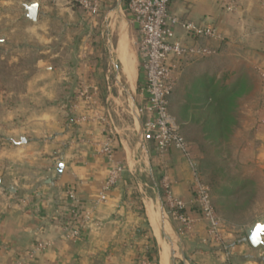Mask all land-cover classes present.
<instances>
[{
	"label": "crops",
	"instance_id": "crops-1",
	"mask_svg": "<svg viewBox=\"0 0 264 264\" xmlns=\"http://www.w3.org/2000/svg\"><path fill=\"white\" fill-rule=\"evenodd\" d=\"M30 1L38 3L35 20L25 17L24 4ZM168 9L181 21L212 25L222 36V41L215 42L218 53L185 63L176 75V83L182 75L181 82L186 78L190 84L186 89L192 93L191 105H198L197 110L203 109L207 101L218 98L210 96L211 91L220 93L215 86L222 70L211 64V57L218 60L222 55L230 61L233 67L229 68L228 76L234 85L246 77L237 76L246 69L264 71V0H170ZM125 11L126 0H102L97 18L88 24L79 7L67 0H0V45L5 47V58L9 57L10 45L31 40H70L68 48L40 49L44 54L32 66L34 75L21 83L20 96L10 102L11 113L18 114L4 118L11 119L15 127L7 130L5 163L0 172V186H8L0 206V264H137L145 237L140 233V218L131 194V173L126 174L130 171L128 155L132 160L135 156L134 147L130 148L128 138L115 136L108 109L93 102L91 97L84 101V111L77 122L66 119L61 109L62 102L69 99L80 83L90 88L107 87L110 68H113L114 82L118 85V79L124 84L131 97L134 88L142 99L139 107L144 103L137 47L132 51L127 42L130 24L134 26L137 41V26ZM176 36L185 43L204 42L202 38L186 35L181 28H176ZM123 48L133 58L132 85L124 80ZM59 73L68 74L60 76L63 82L54 80ZM262 91L260 112L256 116L248 114L251 125L245 133L249 140L236 151L234 165L226 169L228 185H245L246 193L251 194L244 202L234 203L245 209L248 219L234 223L219 212L225 222L223 239L232 246L229 259L235 264H264V246H252L244 233L250 224L264 217ZM232 117L230 113L226 116L229 121ZM143 121L141 116L142 125ZM107 127L114 135V159L124 171L118 184L106 192L105 199L96 202L109 167L99 149ZM146 137L150 142L146 155L151 200L155 201L158 190L164 203V176L172 194L184 202L183 210L191 219L190 231L179 230V223L172 222L177 231L179 253L175 264H224L220 247L210 239L207 223L195 204L194 173L189 161L175 147L158 154L153 139ZM191 160L195 166L193 156ZM153 165L159 169V181L155 179ZM67 191L74 193L77 203L67 197ZM146 199L154 226L145 200L144 213L159 247L158 263L161 264L163 248L168 263L166 237L172 238V229L160 220L150 198ZM73 203L78 209L76 221L84 211H89L76 237L67 236L62 229Z\"/></svg>",
	"mask_w": 264,
	"mask_h": 264
},
{
	"label": "rangeland",
	"instance_id": "rangeland-1",
	"mask_svg": "<svg viewBox=\"0 0 264 264\" xmlns=\"http://www.w3.org/2000/svg\"><path fill=\"white\" fill-rule=\"evenodd\" d=\"M76 6L79 7L78 5ZM79 10H81L80 14L86 18L88 24L89 20L94 21L97 18L95 16L88 15L82 9H80V7ZM129 29L131 34L128 35L127 42L129 43L132 51H135L137 47V41L134 38L136 31L133 24H130ZM75 32L78 31L76 30ZM69 33L70 30H68V34ZM49 46L52 47V49L53 47L68 48L70 46V40H56L54 42H38L36 40H31L23 44L19 43L18 45H10V54L7 58L4 56V45H0V172L2 171V163H5L4 159L6 153L4 152L7 149V130H11L15 127V124L11 121V119L5 121L4 118L7 115L15 116L18 114L17 112L11 113L12 110L10 109V105L12 103L10 102L14 100L16 96H20L22 90L21 83L34 75L31 73V69H33L32 66L35 60L40 55L44 54L39 52L40 49H44ZM217 58L218 60L215 58L212 59L211 57L210 60L211 64L214 63V65L217 66L219 69L218 71L222 70L220 71L219 77L216 81L217 87L215 86V88L219 87L220 93L219 91L218 93L216 91L213 92L215 96H218V98L216 97L217 100L212 99L210 102L207 101V104L204 105L203 109L197 110L198 105H191L193 100L192 93H190V90L186 89L187 86L189 88L190 84H187L188 82L186 78L183 79L185 83L182 84V75H179L180 77L178 78L176 86L174 87L169 100V111L174 117L181 134L188 144L190 155L195 159V167L200 178L209 188L211 202L222 225L225 224V222L222 220L219 212L221 213L230 211V208H228L230 205L228 203L244 202L247 197L251 196V194L246 193L245 185L229 186L226 178H221L217 184L212 186L209 182V176L212 174V172L216 171L217 168L221 169L219 178L223 176V173L226 175V169L230 168V166L232 167V163L235 161L234 156L237 154L236 151L238 152V150L247 144L248 138H246L245 131H248V128H250L251 125L250 120H248V114H252L251 116H256L262 108L263 102L260 98V95L264 89V81L261 77L262 70H258L257 68H254L255 70H253L251 68L246 69L244 72L238 73V77H246L239 83L236 82L234 85L228 76L229 68L232 69L233 65L230 63V61H228L227 58L224 60L222 55H219ZM55 75L57 76L56 79H54L56 82H63L64 79L62 77L64 75L68 76V74L60 73ZM55 75L53 74L51 76L52 79L55 77ZM108 76V84H106L107 87L104 89L101 87L90 88L80 83V85L75 90L73 89L74 92L72 91L73 93L68 96L69 99L64 103L62 102L61 109L66 119H72L76 122L79 119V115L84 111V101L90 100V97L93 102L96 101V103L101 104L105 107V109H108L111 118L110 128L113 129L115 136L119 135L120 137L128 138L127 140L129 142L130 148L134 147L135 156L132 160L131 156L128 155L127 165L129 166L130 171H128L126 168V174L129 172L131 173V184L137 183L135 185L139 191L140 200L144 208L145 203L143 201L146 198H150L151 200V197H153L150 176L147 171L148 160L146 155L147 149L150 146V142L146 139L147 137L143 131L141 139L138 137V123L133 112L131 101L128 99L122 88L114 82L113 68H110ZM237 76L236 78H238ZM135 97L136 99H134ZM132 98L139 108V103L142 101V99L141 97H138L134 88L132 90ZM184 104L185 107L183 111L185 112L188 110L190 114H192V120L186 117L184 112H182L181 106ZM214 107H218L219 109L221 108V113L224 112L226 116H228L230 113L233 117L231 118V121H229L227 118L223 119L222 122H219V126L216 127V129L206 131L202 125V117L200 112L209 113V109ZM100 119L103 118L100 117ZM193 119L195 121H193ZM196 119H198V121H196ZM180 125L186 126L187 128H183L184 130H182ZM234 129L235 131L232 133ZM115 131L117 133H115ZM207 132L210 134H206ZM7 187L8 186L5 185L0 186V206L4 200V193L7 191ZM134 201L137 206L138 200L136 201L134 199ZM151 201L153 202V198ZM215 205L218 209L215 207ZM240 210L241 209H239V211ZM137 211H139L138 207ZM241 213L242 216L239 217V220L248 219L244 208H242ZM170 220L173 222L171 218ZM140 223V229H142L146 226V219H140ZM142 235L145 237V243L144 246L142 244L141 250L139 251L137 264H155L153 260H148L145 255V252L151 248V244L146 239L148 234L145 232ZM172 238L175 241V260V256H179L178 241L174 234H172ZM222 261L224 264H226L224 259ZM231 263L233 262L231 261ZM170 264H175V261Z\"/></svg>",
	"mask_w": 264,
	"mask_h": 264
},
{
	"label": "built area",
	"instance_id": "built-area-1",
	"mask_svg": "<svg viewBox=\"0 0 264 264\" xmlns=\"http://www.w3.org/2000/svg\"><path fill=\"white\" fill-rule=\"evenodd\" d=\"M67 1L78 5L90 16L98 15L102 7V0ZM169 2L170 0H126V11L136 24L138 34L136 43L144 93V103L139 107L140 116L144 117L142 131L145 136L153 139L158 154L175 147L189 161L194 173L195 204L207 223L208 235L220 247L226 264H233L229 259L232 246L223 239L222 225L212 205L209 188L200 178L191 160L188 144L168 111V96L176 84V75L182 62L218 53L219 46L215 42L222 41V36L212 25L181 21L169 12ZM176 28H181L188 36L202 38L204 42L185 43L176 36ZM261 77L264 81V71L261 72ZM99 149L109 162V167L96 202L105 199L106 192L118 184L124 171L123 166L114 159V135L109 127L99 142ZM162 190L170 218L179 223V230L190 231L191 219L183 210L184 202L172 194L164 176ZM66 194L71 201L76 202L72 191H67ZM76 203L71 205L70 212L62 223V229L67 236L72 237L80 235L84 220L89 216V211H84L80 220L76 221Z\"/></svg>",
	"mask_w": 264,
	"mask_h": 264
},
{
	"label": "trees",
	"instance_id": "trees-1",
	"mask_svg": "<svg viewBox=\"0 0 264 264\" xmlns=\"http://www.w3.org/2000/svg\"><path fill=\"white\" fill-rule=\"evenodd\" d=\"M203 58H190L186 62H191L192 63V62H195L196 60H200V59H203ZM184 65H185V62H182L181 69L184 67ZM181 83L184 84V81L182 80ZM173 89H172L171 93L168 96V111H169V100H170L171 94L173 92ZM210 96H215L214 94H212V91L210 92ZM184 107H185V104L183 106H181L182 112H184L183 111ZM169 113H170V111H169ZM184 114L186 115V117H188V118H190L192 120V116H191L192 114H190V112L188 110L185 111ZM201 117H202L201 121H202L203 128H205L206 131H211V129H215L216 127L219 126L218 125L219 122H222V120L226 118V115L224 114V112L221 113V108L219 109L218 107H214L212 109H209V113L208 112L207 113L204 112L201 115ZM172 118H173V120L175 122V119H174L173 116H172ZM194 119H193V121H195ZM196 121H198V119H196ZM176 125H177V123H176ZM180 126H181L182 130H184L183 128H185V129L187 128L186 126H183V125H180ZM180 133H181V131H180ZM206 134H210V133L207 132ZM152 168H153V171H154V175H155L156 181H159V169L155 165H153ZM219 174H221V169L220 168H217L216 171H214V172H212V174H210V176H209L210 185L214 186L215 184H217L221 180V178H223V179L226 178L227 179V177H226V175L224 173L222 174L223 176H221L220 178H219ZM131 189H132L131 193H132L133 198L136 201L138 200V202H137V207L139 208L138 217L140 219H146L145 213H144L143 204H142V202L140 200V194H139V191L136 188V185L132 184L131 185ZM234 203L235 202L228 203L230 205L228 207V208H230V211L222 212V215L228 221H231V222H234V223H242L243 220L242 219L239 220V217L242 216V213L239 211L240 208L236 207L234 205ZM231 205L232 206L234 205L235 207L232 208ZM166 210H167V208H166ZM145 232L148 234L146 239L151 244L150 250H147L145 252V255L148 258V260H151V261L153 260L155 262V264H158V246H157V242H156V239L154 238V236L152 235V231H151L150 227L148 226L147 221H146V226L143 227L142 229H140V233L141 234H143Z\"/></svg>",
	"mask_w": 264,
	"mask_h": 264
},
{
	"label": "water",
	"instance_id": "water-1",
	"mask_svg": "<svg viewBox=\"0 0 264 264\" xmlns=\"http://www.w3.org/2000/svg\"><path fill=\"white\" fill-rule=\"evenodd\" d=\"M24 8L26 10L25 17L30 19V20H35L36 15H37V9H38V3L36 1H30L28 3L24 4ZM115 76L118 78V70L117 67L115 66ZM118 85L122 88L128 99L131 101L132 108L134 115L136 117L137 123H138V137L141 139L142 136V123H141V116L139 113V108L136 105V102L133 100L131 97L130 92L128 89L117 79ZM60 168V165L58 166ZM13 190V188H12ZM154 204L157 208V211L159 213V218L160 220L164 223H168L170 228L172 229V233L174 236L177 238V231L175 226L173 225L172 221L170 220L166 208L164 206L163 200L161 198V195L159 191H156L155 194V201ZM244 233L246 235L247 240L249 243L254 246H264V217H262L258 221H254L252 224H250L245 230ZM156 239V238H155ZM167 240V246H168V253H169V258H168V264L173 263L174 261V253H175V241L173 238H168L166 237ZM157 242V240H156ZM159 264V263H158Z\"/></svg>",
	"mask_w": 264,
	"mask_h": 264
},
{
	"label": "bare ground",
	"instance_id": "bare-ground-1",
	"mask_svg": "<svg viewBox=\"0 0 264 264\" xmlns=\"http://www.w3.org/2000/svg\"><path fill=\"white\" fill-rule=\"evenodd\" d=\"M121 62H122V67H123V75H124V80H126L127 84L132 85L133 83V71H134V67H133V58L132 55L129 54L127 52V50L125 48H123L122 50V55H121ZM148 199H145L146 201V211L148 212V215L150 216V221L151 224L154 226V222H153V216H152V212H151V208L148 205L149 203L147 202ZM155 233L157 236H159L157 229L155 228ZM167 253L165 251V249L163 248L161 250V264H168L167 263Z\"/></svg>",
	"mask_w": 264,
	"mask_h": 264
}]
</instances>
